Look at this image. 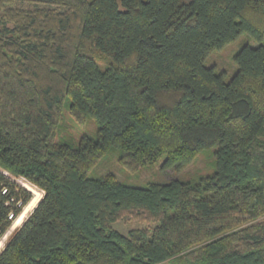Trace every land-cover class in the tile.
Instances as JSON below:
<instances>
[{
  "label": "trees",
  "instance_id": "1",
  "mask_svg": "<svg viewBox=\"0 0 264 264\" xmlns=\"http://www.w3.org/2000/svg\"><path fill=\"white\" fill-rule=\"evenodd\" d=\"M242 33L264 37V0H0V237L31 196L12 178L42 190L0 264H264V45L229 78L205 64ZM64 106L96 135L67 136ZM112 148L130 172L213 149V170L89 177Z\"/></svg>",
  "mask_w": 264,
  "mask_h": 264
},
{
  "label": "rangeland",
  "instance_id": "2",
  "mask_svg": "<svg viewBox=\"0 0 264 264\" xmlns=\"http://www.w3.org/2000/svg\"><path fill=\"white\" fill-rule=\"evenodd\" d=\"M32 3L33 0H16V5L18 6L30 7L32 6ZM245 43L251 46H256L259 44L264 45V37L260 40H257L248 33H242L237 39L227 43L221 49L211 52L207 56L205 64L207 66H214L218 71H224L226 73L225 78H229V76L236 69L233 55L239 49V47ZM62 123L64 124V127L66 126L67 128V136L72 137L75 141H77L84 134L91 136L96 135L97 125L93 119L88 117L83 121V123H77L69 115L67 106H64ZM118 155L119 153L116 149H109L100 159L98 164H96V166H94V168L89 172V177H100L106 173H113L120 181L125 184L142 186L147 182H165L171 179L195 180L200 175H207L213 170V149L200 151L190 163L181 168L164 167L165 156H162L155 162L143 166L134 172L127 171L122 167L118 161ZM12 180H14L17 187L25 189L31 195L29 201L23 206L21 210V212L24 211L23 209L27 205V209L25 208L27 213H24L22 219L23 221L27 214L33 210L38 200L42 196V190L23 180L22 178H12ZM31 200H36L33 205L30 203L32 202ZM17 216L12 221V227L9 229L10 231L3 234L2 245L13 228L16 227L14 226V221ZM146 226L151 225H149L148 222L135 219L133 217H125L113 223V227L122 234H126L131 229ZM2 245H0V247Z\"/></svg>",
  "mask_w": 264,
  "mask_h": 264
},
{
  "label": "bare ground",
  "instance_id": "3",
  "mask_svg": "<svg viewBox=\"0 0 264 264\" xmlns=\"http://www.w3.org/2000/svg\"><path fill=\"white\" fill-rule=\"evenodd\" d=\"M32 202L31 205H33L35 203L36 200H31ZM27 209V208H26ZM26 209H24V211H22V213L20 214V216L16 219L15 223H14V226H17L19 225L21 222H22V219H23V216H24V213L26 212ZM30 209V208H29ZM27 213V212H26ZM1 244V242H0Z\"/></svg>",
  "mask_w": 264,
  "mask_h": 264
},
{
  "label": "built area",
  "instance_id": "4",
  "mask_svg": "<svg viewBox=\"0 0 264 264\" xmlns=\"http://www.w3.org/2000/svg\"><path fill=\"white\" fill-rule=\"evenodd\" d=\"M12 227V226H11ZM11 229V228H10ZM10 230H8V232H9ZM7 232V233H8ZM2 237H3V235L0 237V242H1V244L0 245H2Z\"/></svg>",
  "mask_w": 264,
  "mask_h": 264
}]
</instances>
